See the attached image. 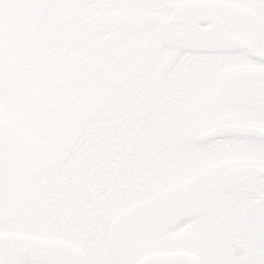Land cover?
Listing matches in <instances>:
<instances>
[{"label": "snow or ice", "instance_id": "obj_1", "mask_svg": "<svg viewBox=\"0 0 264 264\" xmlns=\"http://www.w3.org/2000/svg\"><path fill=\"white\" fill-rule=\"evenodd\" d=\"M0 264H264V0H0Z\"/></svg>", "mask_w": 264, "mask_h": 264}]
</instances>
